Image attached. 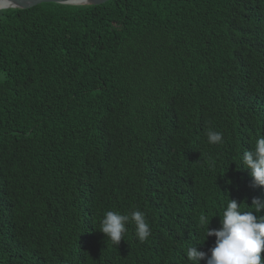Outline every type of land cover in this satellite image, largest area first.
<instances>
[{"label": "trees", "instance_id": "1", "mask_svg": "<svg viewBox=\"0 0 264 264\" xmlns=\"http://www.w3.org/2000/svg\"><path fill=\"white\" fill-rule=\"evenodd\" d=\"M259 136L264 0L0 10V264H192L200 215L264 198L242 165ZM109 210L151 235L114 246Z\"/></svg>", "mask_w": 264, "mask_h": 264}, {"label": "clouds", "instance_id": "2", "mask_svg": "<svg viewBox=\"0 0 264 264\" xmlns=\"http://www.w3.org/2000/svg\"><path fill=\"white\" fill-rule=\"evenodd\" d=\"M223 133L209 130L207 141L209 144L223 143ZM242 165L249 170L254 186L264 187V136H259L254 148L244 150ZM247 205L229 199L220 219V227L210 228L208 215L199 217V225L205 229V238L215 237L214 246L207 252L190 246L186 256L192 264H264L261 253L264 251V215H258L264 210V198L253 197L251 210H243ZM131 222L135 226V233L139 242H145L151 235V228L146 221L145 213L133 210L129 214L109 210L101 221L100 231L112 242L118 245L127 232L126 225Z\"/></svg>", "mask_w": 264, "mask_h": 264}, {"label": "water", "instance_id": "3", "mask_svg": "<svg viewBox=\"0 0 264 264\" xmlns=\"http://www.w3.org/2000/svg\"><path fill=\"white\" fill-rule=\"evenodd\" d=\"M110 0H10L11 6L3 9H29L43 3H54L74 6H98Z\"/></svg>", "mask_w": 264, "mask_h": 264}, {"label": "bare ground", "instance_id": "4", "mask_svg": "<svg viewBox=\"0 0 264 264\" xmlns=\"http://www.w3.org/2000/svg\"><path fill=\"white\" fill-rule=\"evenodd\" d=\"M11 6L10 0H0V9Z\"/></svg>", "mask_w": 264, "mask_h": 264}]
</instances>
